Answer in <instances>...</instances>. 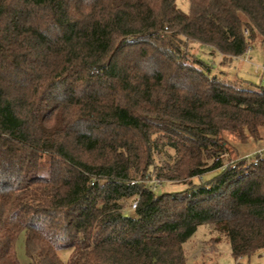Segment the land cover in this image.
I'll use <instances>...</instances> for the list:
<instances>
[{
    "label": "trees",
    "instance_id": "1",
    "mask_svg": "<svg viewBox=\"0 0 264 264\" xmlns=\"http://www.w3.org/2000/svg\"><path fill=\"white\" fill-rule=\"evenodd\" d=\"M256 45L264 0H0V264L22 234L28 264H187L202 226L264 252V155L224 139L264 125V78L199 57Z\"/></svg>",
    "mask_w": 264,
    "mask_h": 264
},
{
    "label": "rangeland",
    "instance_id": "2",
    "mask_svg": "<svg viewBox=\"0 0 264 264\" xmlns=\"http://www.w3.org/2000/svg\"><path fill=\"white\" fill-rule=\"evenodd\" d=\"M182 8L184 11L188 9L187 5L182 6ZM206 50L207 49H204V47L199 44H194L191 41L189 42V52L191 54L201 53ZM244 56L250 59L246 64L230 63L227 60L223 61L219 59V57L212 58L208 53H202L199 57L207 63L212 64L216 71H222L225 76L224 79L227 82L242 81V84L245 86H260L262 72L257 73V68L262 67L264 64V49L260 45H256L253 50L249 49ZM262 80V86L264 87V79ZM224 137L228 143L226 144L228 147V156L225 158L226 165H234L236 161L242 159H248L246 162L248 163L247 165H250V160H252L254 156L264 155V125L259 128L257 135L250 136L247 142H241L227 134ZM217 173H219V171ZM214 175L215 174L212 173L206 175L202 179H194V183H205L211 180ZM150 186L154 190H156L155 187L157 186V190L160 193H178L188 188L184 183L160 181H155V183L150 184ZM134 204L135 202L130 203L131 207L127 209L128 213L131 215L134 214L132 210ZM24 240V234L20 235L15 245V252L21 264H28L30 259L25 251ZM184 249L188 256L187 264H264L262 251L256 253L250 260H247V258L235 260L231 256L230 245L227 243L226 238L212 230L209 226L200 227L191 240L185 244ZM69 256V251L61 252L60 259L63 264L68 262Z\"/></svg>",
    "mask_w": 264,
    "mask_h": 264
},
{
    "label": "built area",
    "instance_id": "3",
    "mask_svg": "<svg viewBox=\"0 0 264 264\" xmlns=\"http://www.w3.org/2000/svg\"><path fill=\"white\" fill-rule=\"evenodd\" d=\"M219 59L221 60H227L228 62H234V63H239V64H246L248 63V61L250 60L248 57L245 56H231V55H224V54H219ZM262 72V76L264 78V65L262 67H258L257 68V73ZM137 207V203H135L132 207V210L135 211ZM262 255L264 256V252L262 253Z\"/></svg>",
    "mask_w": 264,
    "mask_h": 264
}]
</instances>
